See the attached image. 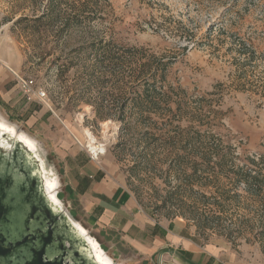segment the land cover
I'll list each match as a JSON object with an SVG mask.
<instances>
[{"label": "rangeland", "instance_id": "1", "mask_svg": "<svg viewBox=\"0 0 264 264\" xmlns=\"http://www.w3.org/2000/svg\"><path fill=\"white\" fill-rule=\"evenodd\" d=\"M55 1L61 11L52 17L51 0H0V90L7 101L0 96V115L46 145L24 118L29 106L48 109L78 144L90 152L89 144L106 149L111 167L144 208L197 228L193 206L198 213L205 203L213 205L203 193L230 185L225 176L216 183L200 172L194 183L178 178L182 162L193 172L194 157L174 134L212 133L205 145L238 156V164L264 155V0ZM23 15L29 22H14ZM106 41L116 60L111 70L103 49L93 48ZM149 63L155 78H139V66ZM20 78L33 79L45 99L28 100ZM148 85L155 104L130 105ZM62 188L59 195L75 215ZM232 193L242 197L229 201L228 213L212 228L197 232L206 243L264 263V224L250 212L264 206L245 198L242 186Z\"/></svg>", "mask_w": 264, "mask_h": 264}, {"label": "crops", "instance_id": "2", "mask_svg": "<svg viewBox=\"0 0 264 264\" xmlns=\"http://www.w3.org/2000/svg\"><path fill=\"white\" fill-rule=\"evenodd\" d=\"M27 111L24 122L44 140L62 169L61 188L67 186L76 217L112 249L117 264H264L202 241L196 226L185 218L165 219L144 208L105 152L92 156L48 109L29 106Z\"/></svg>", "mask_w": 264, "mask_h": 264}, {"label": "water", "instance_id": "3", "mask_svg": "<svg viewBox=\"0 0 264 264\" xmlns=\"http://www.w3.org/2000/svg\"><path fill=\"white\" fill-rule=\"evenodd\" d=\"M0 117V264H117L59 195L44 143Z\"/></svg>", "mask_w": 264, "mask_h": 264}, {"label": "trees", "instance_id": "4", "mask_svg": "<svg viewBox=\"0 0 264 264\" xmlns=\"http://www.w3.org/2000/svg\"><path fill=\"white\" fill-rule=\"evenodd\" d=\"M60 1L51 0L49 2L47 10L50 11V15L57 16L60 10ZM45 13L39 14L34 18L33 22H38L43 18ZM30 17L28 15H23V17L17 18L14 22L15 23H23V21L29 22ZM14 19V18H13ZM65 27H69L68 23L63 24ZM38 31V28L37 30ZM111 41H106L105 43L95 44L93 48L95 51H100L103 49V53L107 55V59H103V62H109V70L112 69V66L115 64L116 60L114 59V55H112L113 50L111 48ZM188 47L187 45L185 46ZM73 50L78 51L79 49L74 48ZM100 53V52H98ZM144 66V64L142 65ZM139 66V78L144 79L146 76L152 75L155 78L157 73L152 69L151 64H148V68L144 69V67ZM140 80V79H139ZM155 97L152 95L149 85L145 88V93L143 95H138L136 97L131 98V103L133 107H143L145 105H154L155 104ZM115 105V103H113ZM104 105V102H103ZM101 105V106H103ZM128 106V102L125 103V107ZM105 107H109V105H104ZM123 108V107H121ZM101 110V109H100ZM124 111V110H122ZM98 117L101 119L105 118L106 116L96 109ZM123 119L124 116H123ZM129 125L125 123V127ZM214 134H207L201 133V131H196V133H185L183 130H179L178 134H174V140L179 142L180 144H184L186 148L189 149L190 153L194 157L192 169V173H188L187 166L185 163L179 165L178 170H176V176L178 178L183 179L185 177H189L191 182H195L194 177L200 172L201 175H207L212 177L211 181L216 183H221V177L225 176L227 182H229V187L226 188L225 186H217L216 191L211 192V195L208 196L206 192L203 193L205 198H214V204L208 205L204 204L202 210H198V213L193 210L195 213L196 221H197V228L199 230H205L212 228L215 221L214 219L222 218L223 214H227V204L229 201L236 202V199L242 197L239 193H232L233 188H240L241 186L247 192L245 198L250 199V201L255 204V207L260 205L264 206V155H258V157H246L244 158L245 162L237 163L236 159L229 155L228 152L224 153L218 148L212 147L208 148L205 145L204 137L205 138H212ZM177 144V143H174ZM202 166L203 172L199 171ZM200 175V176H201ZM240 202V201H239ZM197 203L198 202H194ZM219 212V213H218ZM251 213H257V217L259 220H262V224H264V207L258 208ZM256 217V216H253ZM197 232V233H198Z\"/></svg>", "mask_w": 264, "mask_h": 264}, {"label": "built area", "instance_id": "5", "mask_svg": "<svg viewBox=\"0 0 264 264\" xmlns=\"http://www.w3.org/2000/svg\"><path fill=\"white\" fill-rule=\"evenodd\" d=\"M19 83H20V89H22L23 94L26 95L28 100H31L33 98H38L40 100L45 99L46 91L43 89L36 90L34 88V80L33 79H31V78H25V79L20 78ZM105 151H106L105 148H104V151H99V152H97V150L94 151L93 148H91V154H92V156H95V157H97L99 154H104Z\"/></svg>", "mask_w": 264, "mask_h": 264}, {"label": "bare ground", "instance_id": "6", "mask_svg": "<svg viewBox=\"0 0 264 264\" xmlns=\"http://www.w3.org/2000/svg\"><path fill=\"white\" fill-rule=\"evenodd\" d=\"M6 123V121L5 120H3L1 117H0V125H4ZM92 143V142H91ZM89 146L91 147V148H94L95 150H97V148H95V146H93L92 144H89Z\"/></svg>", "mask_w": 264, "mask_h": 264}]
</instances>
